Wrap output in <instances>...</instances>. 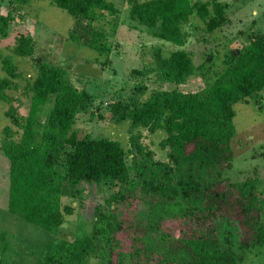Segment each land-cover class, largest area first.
Returning a JSON list of instances; mask_svg holds the SVG:
<instances>
[{
	"label": "trees",
	"instance_id": "obj_1",
	"mask_svg": "<svg viewBox=\"0 0 264 264\" xmlns=\"http://www.w3.org/2000/svg\"><path fill=\"white\" fill-rule=\"evenodd\" d=\"M50 2L89 22L119 12L108 0ZM125 2L131 20L177 46L183 45L181 28L191 14L207 32L226 21L225 3L217 0ZM10 21V12L0 14V37ZM89 45L104 49L95 36ZM12 52L30 56V37L17 35ZM1 63L6 76L0 78V100L7 104L3 114L9 121L0 138L7 160L6 210L51 233L41 246H25V253L38 251L35 264H249L251 256L264 264V192L257 190L258 177L233 182L224 174L233 157L232 104L264 89V29L253 31L241 47L224 50L221 71L203 90L152 89L143 98L114 100L111 118L128 120L126 148L109 137L76 133L75 116L92 95L74 87L58 65L36 62L33 78L23 86L26 112L17 113L3 90L16 87L12 78L18 73L10 59ZM153 64L160 80L174 83L197 68L183 48L166 55L155 50ZM139 129L162 132L157 142L162 158L140 142ZM82 182L113 188L91 208L88 233L60 237L58 229L74 208L72 201L61 200L62 183L78 192ZM138 203L144 211L138 212ZM20 255L13 235L0 230V264H16L12 259Z\"/></svg>",
	"mask_w": 264,
	"mask_h": 264
},
{
	"label": "rangeland",
	"instance_id": "obj_2",
	"mask_svg": "<svg viewBox=\"0 0 264 264\" xmlns=\"http://www.w3.org/2000/svg\"><path fill=\"white\" fill-rule=\"evenodd\" d=\"M118 9L117 14L101 15L94 21L74 19L63 9L51 4L50 0H29L16 3L0 0V14L10 12L7 33L0 37V78L6 76L2 59L8 58L15 66L18 76L12 78L16 87L3 92L11 98L17 113L24 115L28 100L23 86L33 78L36 62H46L64 68L73 86L92 95L91 102L75 116L72 127L76 133L89 137H109L117 140L124 148L128 146V120L115 121L110 116V104L116 99L143 98L152 89H175L178 91H200L209 86L221 71V56L226 49L241 47L248 36L264 29V0H217L225 3V23L207 32L203 22L194 14L182 25L183 45L177 46L153 35L152 29L131 20L125 0H108ZM206 1V0H199ZM23 34L32 40V54L19 56L12 52L17 35ZM70 34L78 37L73 40ZM104 49L96 50L89 45L93 37ZM183 48L190 53L197 68L181 83L160 80L154 70V51L162 55ZM216 51L208 59V53ZM138 69L141 74L131 70ZM216 75V76H215ZM144 86V91H137ZM7 104L0 100L1 129L9 124L3 112ZM50 106L47 101L40 113L44 117ZM231 122L234 136L231 142L233 157L230 168L224 174L233 182H241L247 176H257V190L264 192V89L245 101L232 104ZM13 127V126H12ZM14 129V127H13ZM136 131V130H135ZM134 131V132H135ZM140 142L153 151L155 158H162L164 151L157 142L160 130L149 133L139 129ZM18 134H15L16 138ZM78 192L62 183L61 200L74 207L71 215L64 218L58 236L72 238L89 232L91 208L102 202L113 188L107 183L94 186L82 182ZM7 160L0 153V230L13 235V243L20 256L13 257L16 264H35L38 251L25 253V246L35 243L41 246L51 238L44 231L6 210ZM138 212L144 211L142 204L135 205ZM130 209L134 208L129 207ZM127 216V212H124ZM139 215L141 213H138ZM233 232V227L226 226ZM249 264H259L251 256ZM120 264H123L120 263ZM242 264H247L246 262Z\"/></svg>",
	"mask_w": 264,
	"mask_h": 264
}]
</instances>
